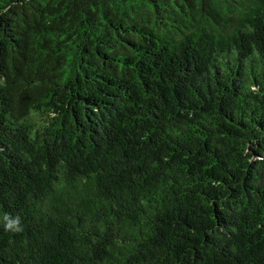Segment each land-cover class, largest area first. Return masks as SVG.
<instances>
[{"label": "trees", "instance_id": "16d2710c", "mask_svg": "<svg viewBox=\"0 0 264 264\" xmlns=\"http://www.w3.org/2000/svg\"><path fill=\"white\" fill-rule=\"evenodd\" d=\"M0 264H264V0H0Z\"/></svg>", "mask_w": 264, "mask_h": 264}, {"label": "clouds", "instance_id": "9594fccd", "mask_svg": "<svg viewBox=\"0 0 264 264\" xmlns=\"http://www.w3.org/2000/svg\"><path fill=\"white\" fill-rule=\"evenodd\" d=\"M3 220L5 223V229L6 230H21V218L19 216H16L15 218H12L8 214H5L3 217Z\"/></svg>", "mask_w": 264, "mask_h": 264}]
</instances>
